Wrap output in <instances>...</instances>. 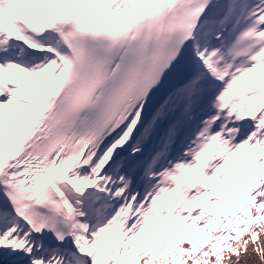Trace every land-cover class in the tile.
I'll use <instances>...</instances> for the list:
<instances>
[{"label":"snow or ice","instance_id":"6c2138e0","mask_svg":"<svg viewBox=\"0 0 264 264\" xmlns=\"http://www.w3.org/2000/svg\"><path fill=\"white\" fill-rule=\"evenodd\" d=\"M0 264H264V0H0Z\"/></svg>","mask_w":264,"mask_h":264}]
</instances>
